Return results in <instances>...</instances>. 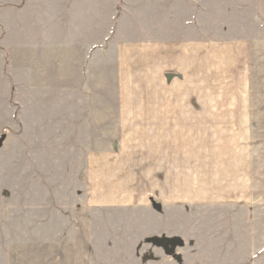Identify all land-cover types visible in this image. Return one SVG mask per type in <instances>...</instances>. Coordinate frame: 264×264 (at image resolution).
<instances>
[{
	"label": "crops",
	"instance_id": "crops-1",
	"mask_svg": "<svg viewBox=\"0 0 264 264\" xmlns=\"http://www.w3.org/2000/svg\"><path fill=\"white\" fill-rule=\"evenodd\" d=\"M212 1L27 7L47 12L62 31L53 49L64 53L51 52L49 84L69 90V51L77 50L82 87L97 92L93 113L78 116L105 141L87 148L88 201L133 207L134 215L121 210L124 226L192 244L191 264H264V0ZM68 105L52 121L69 137ZM146 201L152 210L143 217Z\"/></svg>",
	"mask_w": 264,
	"mask_h": 264
},
{
	"label": "rangeland",
	"instance_id": "rangeland-1",
	"mask_svg": "<svg viewBox=\"0 0 264 264\" xmlns=\"http://www.w3.org/2000/svg\"><path fill=\"white\" fill-rule=\"evenodd\" d=\"M27 4L31 0H0V139L6 135L0 148V264H96L118 257L126 264H136L137 258L191 264L192 244L177 246L173 238L124 226V211L134 215L133 207L88 201L87 148H101L105 141L96 137L98 125L89 129L78 116L93 113L97 92L82 87L77 50L69 51V90L49 84L51 52L64 53L53 49L62 31L49 25L53 19L47 12L39 14ZM81 25L72 26L70 39ZM62 62L59 70L66 66ZM65 100L69 137L63 122L52 121ZM151 205L146 201L137 213L146 217ZM154 207L161 210V203Z\"/></svg>",
	"mask_w": 264,
	"mask_h": 264
},
{
	"label": "water",
	"instance_id": "water-1",
	"mask_svg": "<svg viewBox=\"0 0 264 264\" xmlns=\"http://www.w3.org/2000/svg\"><path fill=\"white\" fill-rule=\"evenodd\" d=\"M5 139H6V135H3L2 138L0 139V148L3 144V142L5 141Z\"/></svg>",
	"mask_w": 264,
	"mask_h": 264
}]
</instances>
